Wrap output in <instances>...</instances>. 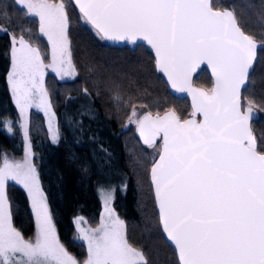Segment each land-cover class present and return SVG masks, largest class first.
Wrapping results in <instances>:
<instances>
[{"label": "snow or ice", "instance_id": "snow-or-ice-1", "mask_svg": "<svg viewBox=\"0 0 264 264\" xmlns=\"http://www.w3.org/2000/svg\"><path fill=\"white\" fill-rule=\"evenodd\" d=\"M39 22L47 37L51 63L23 35L11 38L8 82L22 117L26 151L22 161L6 155L0 162V264H147L143 251L127 237L126 225L105 194L104 213L95 228L74 220L86 243L81 262L61 243L32 163L27 112L35 106L49 116L45 68L61 78L73 76L68 38L69 14L64 0H17ZM81 19L102 40L145 41L155 53L157 71L171 87L192 97L191 118L172 109L163 115H138L133 105L129 122L138 126L149 147L162 140L151 180L159 222L174 244L179 264H264V149H258L250 128L251 101L241 103L257 40L239 26L234 9L213 0H74ZM0 31H6L0 29ZM264 47V44L259 45ZM206 65L214 83L194 87L193 74ZM87 89H85V92ZM202 119L197 120V116ZM11 132L10 122L5 124ZM53 135V140H56ZM27 190L36 222L33 238L14 227L6 183Z\"/></svg>", "mask_w": 264, "mask_h": 264}, {"label": "trees", "instance_id": "trees-1", "mask_svg": "<svg viewBox=\"0 0 264 264\" xmlns=\"http://www.w3.org/2000/svg\"><path fill=\"white\" fill-rule=\"evenodd\" d=\"M65 1L78 75L72 81L47 79L59 139L52 140L45 119L38 114L36 122L40 125L32 133L41 179L60 238L71 252L84 259L86 246L74 239L75 217L82 214L92 224H98L103 209L101 189L114 188L115 208L128 222L129 242L143 251L148 264H179L177 252L168 243L159 222L149 153L133 128L125 132V126L133 105H141L152 113L175 109L186 118L192 111L191 102L172 93L146 45L109 44L81 19L73 0ZM250 2L253 7L246 8L245 0H237L234 11L244 30L264 41V28L251 29L245 22L247 16L252 21L264 22V0ZM261 17L263 20L257 19ZM0 29L6 30L0 31V155L4 151L20 154L23 148L20 112L8 82L11 35H26L43 51L48 50V44L40 36L38 19L28 16L15 0H0ZM196 82L204 87H212L214 83L206 68ZM244 98L254 102L264 99V49L260 50ZM8 122L16 129L14 133L5 127ZM263 126L264 121L259 118L253 122L259 149H264ZM13 190L14 223L25 237H31L36 222L29 200L22 190L16 188V193Z\"/></svg>", "mask_w": 264, "mask_h": 264}, {"label": "rangeland", "instance_id": "rangeland-1", "mask_svg": "<svg viewBox=\"0 0 264 264\" xmlns=\"http://www.w3.org/2000/svg\"><path fill=\"white\" fill-rule=\"evenodd\" d=\"M17 5L19 7H21L22 9H24L26 11V9L21 6L17 0H15ZM216 4H218V6H223V7H227V8H232L234 9L235 8V5L237 3V0H214ZM65 2V5H66V8H67V3L66 1L64 0ZM245 7L246 8H252L254 3L253 2H250V0H245V3H244ZM68 11V9H67ZM235 12V11H234ZM68 14H69V11H68ZM30 16V15H28ZM30 17H34V16H30ZM36 18V17H35ZM258 20H263V18H257ZM70 21V20H69ZM245 22L247 23L248 27L249 28H255L257 30H260V29H263L264 28V25L263 23H260V22H255V21H252L251 18L249 16L245 17ZM264 30V29H263ZM40 33V32H39ZM15 34H12L11 36H13ZM22 35V34H21ZM21 35H15L17 38ZM25 37V39H27L31 44H33L34 46L36 47H39L41 52H42V55L44 56V60H45V64H49L51 63V49H50V45L48 44V41H47V37H45L43 34L40 33V36L44 37V39L46 40L47 44H48V50L47 51H43L42 48L40 47L39 44H37L36 42L32 41L31 38H29L28 36L26 35H23ZM68 38H69V41H70V49H71V39H70V34H69V27H68ZM71 53H72V49H71ZM72 62L75 66V74L73 76H66L64 78H61L59 75H57L56 72H54L51 68H45V75H44V87L46 88L47 90V93H48V99L51 103V113H54V116H52V133L50 134L52 140H53V135H56V140L57 141L60 137V131H59V126H58V120H57V115H56V109L54 107V104L51 100V97H50V94L48 92V88H47V79L50 78V77H55L57 78L58 80L60 81H72L73 79H75L78 75V71H77V68H76V65H75V62H74V58H73V54H72ZM200 85V84H199ZM202 86V85H201ZM207 89H211L212 87H207L205 86ZM244 106L245 107H248L249 106V101L248 99L245 100L244 98ZM251 107H254L258 113H259V119L264 121V99L262 98L261 100H259V102H254V101H251ZM136 107V111L138 113V115H144L145 113H148L149 111L143 107H141V105H137L135 106ZM20 112V111H19ZM43 117L46 121V125L47 127L49 128V116L45 115L44 111L40 108H37L35 106L31 107L28 109V112H27V135H28V142H30V145H31V153H32V156H31V159H32V163L34 164V166L36 167V170H37V173L39 175V179H40V186L46 196V199H47V204H48V207H49V211L52 215V220H53V223L55 224L56 226V230H57V234L59 236V239L61 241V243L65 246V248L69 251L70 254H72L73 256H75L78 260H80L81 262L86 258L84 259H80L76 256V254H74L73 252H71L67 246L62 242L61 238H60V235H59V230H58V227H57V223L55 221V217H54V214H53V211H52V208H51V205H50V202H49V198L47 196V192H46V189L44 187V184L42 182V179H41V175H40V169H39V162L38 161V153L36 152L34 146H33V130L34 129H38L39 127V123H37L36 121L39 120V116ZM36 118H34V116H36ZM189 116V115H188ZM187 116V117H188ZM22 123H23V120H22V117L20 115L19 117V126H20V130H21V133H20V136H21V140H22V143H23V148H22V152L20 154L16 153L15 151H4L1 155H0V162H2V158L6 155L10 160H15V161H22L24 159V156H25V151H26V140H25V136H24V130L22 129ZM137 124L134 123V122H127L126 126H125V132H128L130 131L132 128H133V132H135L137 134ZM264 127V126H263ZM12 128V127H11ZM262 129V128H261ZM16 131L15 128H12V131L11 133H14ZM261 135L263 137V140H264V131L261 132ZM264 143V142H263ZM161 145L160 144H156L155 146L153 147H148V146H144V150L145 152L149 153V156H150V160H151V165L154 163V161L156 160V158L158 157L159 153H158V149H159V146ZM16 188L22 190L28 200H29V203H30V206H31V209H32V205H31V200L28 196V193H27V190L24 189V187L18 183H16L15 181H8L6 183V188H5V191H6V195L8 197V201H9V205H10V210H11V214H12V223L14 225V227H16L15 223H14V219H13V201H12V190L16 193ZM124 189V187H123ZM110 192L112 194V200L110 202V206L112 208L115 209V212L116 214L120 217L121 220H123L125 222V225H126V230L128 228V222L126 221V219L119 214V212L116 210L115 208V190L114 188H104L103 187V190L101 189V196H102V201H103V209H102V212H101V216L102 214L104 213V200H105V194ZM33 212V210H32ZM101 216H100V219H101ZM77 217H83L84 220L87 222V223H82L81 224V227H84V228H89V227H92V228H95L96 226L99 225L100 223V220H99V223L98 224H92L84 215L80 214V215H77L75 218ZM75 225V223H74ZM19 231H21L18 227H16ZM35 233H36V229H35V232L34 234L31 236V237H25V238H33L35 236ZM128 237V236H127ZM74 239L77 241V242H80L81 245H84L86 246V243L81 240L79 238V233L77 231V228H76V225H75V230H74ZM134 246V245H133ZM136 247V246H135ZM138 248V247H137ZM140 249V248H139ZM145 255V254H144ZM86 256H87V246H86ZM146 257V255H145ZM146 260H147V264H148V259L146 257Z\"/></svg>", "mask_w": 264, "mask_h": 264}, {"label": "water", "instance_id": "water-1", "mask_svg": "<svg viewBox=\"0 0 264 264\" xmlns=\"http://www.w3.org/2000/svg\"><path fill=\"white\" fill-rule=\"evenodd\" d=\"M74 1V0H73ZM232 9V8H231ZM235 15H236V13H235ZM238 23H239V26L242 28V30L246 33V34H248L245 30H244V28L241 26V24H240V22H239V20H238ZM248 35H250V34H248ZM252 36V35H251ZM254 37V36H253ZM255 38V37H254ZM256 39V38H255ZM257 40V42H258V47H257V50H256V57H255V60H254V62H253V65H252V67H251V69L249 70V78H248V82H247V85H246V87L245 88H243L242 89V98H241V103H242V106L243 107H245L244 106V91H245V89L249 86V84H250V77H251V75L253 74V72L255 71V68H256V66H257V63H258V60H259V55H260V50H262V49H264V47H261V46H259V45H261V44H264V41H262V40H259V39H256ZM109 44H111V45H114V46H119V47H125V46H130V47H136V46H138L139 44H144V45H146L147 47H148V49L154 54V56H155V53H154V51L151 49V46L150 45H148L145 41H143V40H138L136 43H128V42H123V41H108V40H106ZM208 69L209 70V72H210V74H211V69H209L206 65H201L200 66V68L199 69H197V71L193 74V77H192V80H193V85H194V87H197V88H201V89H206V90H209V89H207L206 87H204V86H201V85H199L197 82H196V77L202 72V70L203 69ZM161 73V72H160ZM163 76H164V78L166 79V81L168 82V80H167V77L163 74V73H161ZM211 76H212V74H211ZM212 78H213V81H214V77L212 76ZM168 84H169V86H170V89H171V91H172V93L175 95V96H177V97H179V98H188L189 100H190V102H191V106H192V97H191V95L190 94H188L187 92H184V93H181V92H178V91H176L175 89H173L172 87H171V84L168 82ZM246 108V107H245ZM252 109H253V117H252V119H251V121H250V128H251V132H252V134H253V136L255 137V139H256V142H257V145H258V149H259V142H258V139H257V136H256V134H255V132H254V128H253V122L255 121V120H257L258 118H259V113H258V111L254 108V107H252ZM172 110H175V109H172ZM176 111V110H175ZM192 111H193V108H192ZM192 111H191V113H192ZM177 112V111H176ZM152 113V112H151ZM157 113H159V112H157ZM157 113H152L153 115H155V114H157ZM178 113V112H177ZM159 114H161V115H163L164 114V112L163 113H159ZM182 118V117H181ZM188 118H191V114L188 116V117H186V118H182V119H188ZM196 119L197 120H200V119H202V117L201 116H197L196 117ZM137 136H138V138L140 139V141L144 144V145H146L144 142H143V139L141 138V136H140V133H139V130H138V127H137ZM158 143H161L162 144V140L160 139V138H157V140H156V144H158ZM146 146H148V145H146ZM158 159V157L156 158V160ZM155 160V161H156ZM154 161V162H155ZM153 165V164H152ZM152 168V167H151ZM151 184H152V180H151ZM152 187H153V191H154V196H155V190H154V186H153V184H152ZM156 200V199H155ZM156 206H157V203H156ZM157 209H158V206H157ZM158 212H159V210H158ZM161 228H162V226H161ZM163 230V229H162ZM163 234H164V236L166 237V239H167V241H168V243L172 246V247H174V249H175V246H174V244L167 238V236H166V234L163 232ZM176 250V249H175ZM178 255V254H177ZM179 259V258H178Z\"/></svg>", "mask_w": 264, "mask_h": 264}, {"label": "flooded vegetation", "instance_id": "flooded-vegetation-1", "mask_svg": "<svg viewBox=\"0 0 264 264\" xmlns=\"http://www.w3.org/2000/svg\"><path fill=\"white\" fill-rule=\"evenodd\" d=\"M158 144H160V143H158ZM146 146V145H145ZM149 147V146H148Z\"/></svg>", "mask_w": 264, "mask_h": 264}]
</instances>
